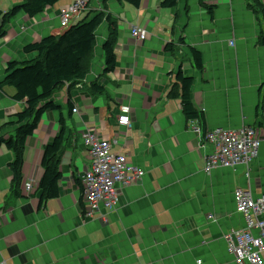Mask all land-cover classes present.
Listing matches in <instances>:
<instances>
[{"label": "crops", "instance_id": "obj_1", "mask_svg": "<svg viewBox=\"0 0 264 264\" xmlns=\"http://www.w3.org/2000/svg\"><path fill=\"white\" fill-rule=\"evenodd\" d=\"M74 1L59 0L32 19L20 12L5 25L0 82L6 63L36 57L24 53L25 46L61 30L59 11ZM162 1L138 0L135 6L90 0L70 21L71 26L97 13L109 16L95 32L83 84L52 98L62 110L63 128L57 111L45 113L28 139L17 199L6 201L13 155L0 150V264H234L224 239L244 228L234 191L248 190L254 199L264 195V142L248 168L219 167L206 174L204 160L212 146L191 131L193 121L168 93L180 70L193 79L191 99L204 131L249 127L264 132V19L246 0H205L211 14L199 0H179L175 9L161 8ZM22 2L0 0V27L3 14ZM259 2L264 9V0ZM133 28L146 31L144 42L132 38ZM111 29L117 35L116 68L103 77L102 46ZM172 42L174 53L166 52ZM191 49L201 55V70ZM93 82L104 87V94L86 95L84 88ZM13 95L10 86L0 89V126L24 109ZM121 106L130 108L129 127L117 125ZM86 130L145 173L119 188L115 207L101 208L92 219L81 215V178L90 166L80 143ZM61 131L59 197L40 205L43 150Z\"/></svg>", "mask_w": 264, "mask_h": 264}, {"label": "trees", "instance_id": "obj_2", "mask_svg": "<svg viewBox=\"0 0 264 264\" xmlns=\"http://www.w3.org/2000/svg\"><path fill=\"white\" fill-rule=\"evenodd\" d=\"M19 5L12 7L2 16L0 36L5 34V25L20 12L32 19L43 13L46 9L55 6L59 0H22ZM117 2H129L135 6L138 0H115ZM248 8L264 19V9L259 0H246ZM179 0H163L160 7L163 9H175ZM201 8L209 14L212 8L199 0ZM105 16L97 13L88 21H81L76 25L68 24L62 27L55 34L47 36L36 43L29 44L23 48L24 53H36V57L27 62H8L5 64L4 77L0 82V89L3 86H10L14 89L13 99L24 104V109L16 113L13 119L0 126V150L5 149L12 153L13 160L9 164L11 172V184L6 201L17 199L20 196V187L23 182L22 167L24 152L28 139H30L38 128L40 119L45 113L57 111L60 114L59 124L63 128L64 118L60 106L56 105L52 98L62 89L70 92L80 87L91 70L96 46L95 32L101 25ZM112 30V29H111ZM116 31L109 33L108 39L102 46L104 71L102 76L111 74L116 68ZM180 44L182 39L179 40ZM174 43L165 46L166 52L174 53ZM196 69L201 70V55L191 49ZM176 84L169 93V99L180 100L181 110L187 120H196L200 117L196 111L191 91L193 79L186 77L179 70L176 74ZM264 87V84H263ZM84 92L89 97L101 96L104 94V87L93 82ZM71 104V101H68ZM63 139V131L43 150L42 168L43 175L38 182L39 203L45 204L49 200L59 197L60 174V150Z\"/></svg>", "mask_w": 264, "mask_h": 264}, {"label": "built area", "instance_id": "obj_3", "mask_svg": "<svg viewBox=\"0 0 264 264\" xmlns=\"http://www.w3.org/2000/svg\"><path fill=\"white\" fill-rule=\"evenodd\" d=\"M90 0H75L70 6L60 9V26L66 27ZM132 38L144 42L147 33L144 29L133 28ZM233 47V43H230ZM72 113H78L76 108ZM130 108L120 107L117 117L119 127H129ZM190 128L212 146L211 153L204 160L203 170L209 174L219 167H234L249 164L256 158L264 132L260 129L244 127L238 130L214 129L204 131L199 121L191 120ZM80 143L90 158V166L84 172L83 219H92L101 208L112 209L118 202L119 188L126 187L142 179L144 171L134 166L127 156L115 154L111 143L98 136L95 131L86 130L80 135ZM27 190L31 185L26 186ZM235 211L244 220V228L232 230L224 236L227 251L234 264H264V195L254 199L248 190L237 188L234 191ZM200 264V262H198Z\"/></svg>", "mask_w": 264, "mask_h": 264}, {"label": "clouds", "instance_id": "obj_4", "mask_svg": "<svg viewBox=\"0 0 264 264\" xmlns=\"http://www.w3.org/2000/svg\"><path fill=\"white\" fill-rule=\"evenodd\" d=\"M83 188V187H82ZM82 207H83V201H82ZM81 212H82V209H81Z\"/></svg>", "mask_w": 264, "mask_h": 264}]
</instances>
